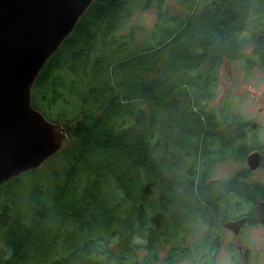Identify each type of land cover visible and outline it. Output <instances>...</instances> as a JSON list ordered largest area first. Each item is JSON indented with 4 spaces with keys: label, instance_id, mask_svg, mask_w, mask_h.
<instances>
[{
    "label": "trees",
    "instance_id": "16d2710c",
    "mask_svg": "<svg viewBox=\"0 0 264 264\" xmlns=\"http://www.w3.org/2000/svg\"><path fill=\"white\" fill-rule=\"evenodd\" d=\"M178 5L174 15L166 0H95L48 60L32 105L69 140L40 168L63 167L53 182L39 176L26 204L14 199L39 169L0 186V264H216L225 223L264 198L246 160L264 143L229 121V106L219 123L206 107L225 62L264 69V0ZM151 9V29L125 30ZM228 160L248 168L217 191L207 176ZM210 213L213 226L194 239Z\"/></svg>",
    "mask_w": 264,
    "mask_h": 264
},
{
    "label": "water",
    "instance_id": "95a60500",
    "mask_svg": "<svg viewBox=\"0 0 264 264\" xmlns=\"http://www.w3.org/2000/svg\"><path fill=\"white\" fill-rule=\"evenodd\" d=\"M94 1L0 0V186L39 169L68 142L63 125L33 107L32 89ZM261 159L250 156V169ZM244 223L226 227L239 234Z\"/></svg>",
    "mask_w": 264,
    "mask_h": 264
},
{
    "label": "rangeland",
    "instance_id": "374dc122",
    "mask_svg": "<svg viewBox=\"0 0 264 264\" xmlns=\"http://www.w3.org/2000/svg\"><path fill=\"white\" fill-rule=\"evenodd\" d=\"M178 1L179 0H166V6H171L174 15L178 11H185L181 5L177 6ZM155 18V10L151 9L142 13L136 11L132 19L128 21L127 28L125 30L128 29V25H142L144 26L146 31H148L154 25ZM142 37L143 36H141V38ZM217 73L219 81L213 87V97H211L206 104V107L215 109L216 122L219 123L221 121L222 113L220 111L226 109L227 105L229 106V121L231 123H234L236 120H240L244 123H249L245 126V128H243V131L246 132L249 136L248 139H251L252 137V139H256L264 143V69L260 68L259 66H255V69L250 70V68H248L244 70L239 63H232L231 61H227L218 69ZM252 124H256V128H253ZM230 128H233V126H231ZM168 133L169 132L164 131V134L162 136L165 137ZM170 133L171 134L169 135L172 137V139H174L178 134V129L172 128ZM169 153H178L177 155H180L181 152L171 151ZM191 154H193V151H191ZM167 156H169V154ZM161 157L164 158L166 157V155H163V153H161L158 158L160 159ZM191 157H183L184 166L189 167V163H192L193 161ZM176 158L179 160V156H177ZM62 167L63 163L59 161V159H56L47 167L39 168L40 171L37 172V174L28 177V179L25 180V187L19 189L18 197L14 200L16 202L26 204L28 202L27 198L29 196V192L32 190V187L34 185L33 183L36 181V179H40L41 177L40 180L45 183L46 181L53 182L54 180H56L57 176L60 175ZM187 167H185V169ZM195 168L196 167H194L193 169ZM247 168L248 166L246 163L234 160H228L222 163H218L209 171V174L207 176V183L214 184V188L217 191H220V188L225 181H229L230 179H232L241 169L245 170ZM185 171L186 170H184L182 173H184ZM24 177L27 178L26 175ZM248 182H254L264 185V168L254 170ZM242 200L244 201V198ZM251 207L252 204L248 205L245 210H249ZM155 218L158 219L157 221H155V225H161L162 220H164L162 214H160L159 212L156 213ZM211 226H213V223L211 222L210 213L206 216V220L201 224L196 223L192 226L193 230L198 229L199 231L197 232V235L194 237V239L205 236L208 232V228H211ZM224 232V240L221 246L217 247L218 251L215 255L216 264H244L241 263L240 250L244 251L247 248L248 250H251L249 256L252 257V260L255 262V264H263V227H252L251 229H247L245 234L237 236L234 235V233H231L232 235L229 234V231L227 232L226 230ZM168 243L169 244H165V249H163V252L161 253L163 257L169 254V252L172 250V247L174 246V243ZM240 245H244V247L239 249L238 247ZM233 247L236 248L235 251L232 250ZM215 252L216 251H214V253ZM145 253V250L140 251L141 255ZM140 259H143V257H140ZM180 264L193 263L190 260H185Z\"/></svg>",
    "mask_w": 264,
    "mask_h": 264
},
{
    "label": "flooded vegetation",
    "instance_id": "af4514ba",
    "mask_svg": "<svg viewBox=\"0 0 264 264\" xmlns=\"http://www.w3.org/2000/svg\"><path fill=\"white\" fill-rule=\"evenodd\" d=\"M252 127L256 128V124H252ZM243 128H245V127H243ZM243 128H239V129H243ZM245 135H247L246 132H245ZM263 151L264 150H261L259 148L251 151L248 154L246 160H248L249 157L252 156L253 154L260 153L262 159H261V164H260L259 168H264L263 167V165H264V153H263ZM249 210H251V211H249ZM249 210H244L245 212L243 213V215H241V214L236 215L235 218L230 219L227 223H225V227H226V225L232 221L237 222V221L245 219V223L241 227V231L239 234H236L235 232H233L232 230H230L226 227L227 232L229 231V234L234 233V235H236V236L237 235H243L246 233L247 229H251L252 227L261 226L264 228V198L257 200L255 205H253ZM246 211H248V212H246ZM242 247H244V245L243 246L240 245L238 248L241 249ZM234 249H236V248L233 247L232 250H234ZM250 251L251 250H248V248L245 249L244 251L240 250L241 263L255 264V262L252 260V257L249 256ZM263 264H264V259H263Z\"/></svg>",
    "mask_w": 264,
    "mask_h": 264
}]
</instances>
